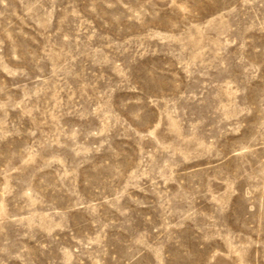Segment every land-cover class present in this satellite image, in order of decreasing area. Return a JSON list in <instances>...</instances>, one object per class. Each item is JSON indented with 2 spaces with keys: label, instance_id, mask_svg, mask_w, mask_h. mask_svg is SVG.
<instances>
[{
  "label": "rangeland",
  "instance_id": "1",
  "mask_svg": "<svg viewBox=\"0 0 264 264\" xmlns=\"http://www.w3.org/2000/svg\"><path fill=\"white\" fill-rule=\"evenodd\" d=\"M0 264H264V0H0Z\"/></svg>",
  "mask_w": 264,
  "mask_h": 264
}]
</instances>
